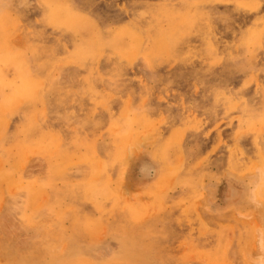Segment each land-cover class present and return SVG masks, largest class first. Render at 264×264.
<instances>
[{
  "label": "rangeland",
  "instance_id": "rangeland-1",
  "mask_svg": "<svg viewBox=\"0 0 264 264\" xmlns=\"http://www.w3.org/2000/svg\"><path fill=\"white\" fill-rule=\"evenodd\" d=\"M0 264H264V0H0Z\"/></svg>",
  "mask_w": 264,
  "mask_h": 264
}]
</instances>
